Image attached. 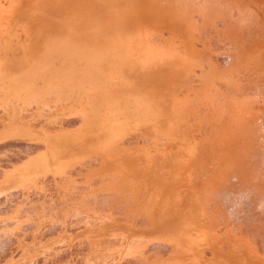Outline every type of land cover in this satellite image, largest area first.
<instances>
[{
    "label": "bare ground",
    "instance_id": "obj_1",
    "mask_svg": "<svg viewBox=\"0 0 264 264\" xmlns=\"http://www.w3.org/2000/svg\"><path fill=\"white\" fill-rule=\"evenodd\" d=\"M0 264H264V0H0Z\"/></svg>",
    "mask_w": 264,
    "mask_h": 264
}]
</instances>
